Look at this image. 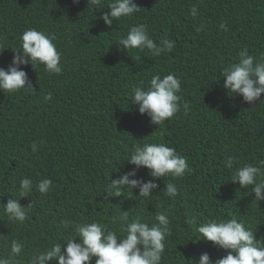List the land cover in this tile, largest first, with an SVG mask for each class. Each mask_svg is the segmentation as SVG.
Masks as SVG:
<instances>
[{
	"label": "trees",
	"instance_id": "1",
	"mask_svg": "<svg viewBox=\"0 0 264 264\" xmlns=\"http://www.w3.org/2000/svg\"><path fill=\"white\" fill-rule=\"evenodd\" d=\"M111 2L0 0V67L7 69L23 31L36 28L55 35L63 69L50 74L40 64L21 65L33 88L0 90V257L30 264L53 244L66 247L62 239L76 238L74 223L97 221L119 236L121 223L113 218L123 211L150 224L167 211L170 233L161 264H196L204 252L213 261L227 255L211 241H196L190 219L200 224L235 216L264 238V201L254 200L252 186L229 181L232 172L224 166L229 157L233 169L264 161V93L246 102L228 93L220 76L244 48L256 59L264 56V0H135L140 11L109 26L101 17ZM140 24L157 43L175 41L172 51L153 57L147 50H121L117 39ZM168 73L180 79V103L189 109L181 107L158 126L130 97L133 86L147 88L152 76ZM152 142L174 147L191 170L153 178L147 168L137 169L130 179L159 185L150 198L138 196V188H125L119 197L103 193L135 168L126 160L134 146ZM25 177L34 186L20 202L31 207L24 223H13L3 204L20 199ZM45 178L52 188L41 194L35 182ZM167 183L176 185L174 197L164 195ZM12 240L23 245L19 254L11 253Z\"/></svg>",
	"mask_w": 264,
	"mask_h": 264
},
{
	"label": "clouds",
	"instance_id": "2",
	"mask_svg": "<svg viewBox=\"0 0 264 264\" xmlns=\"http://www.w3.org/2000/svg\"><path fill=\"white\" fill-rule=\"evenodd\" d=\"M100 0H88V4L97 5ZM110 12H105L101 17L111 26L115 20L127 17L140 11V6L135 0H112L108 5ZM191 14L195 16L197 9L193 7ZM221 28L225 25L221 23ZM226 30V29H225ZM19 48H12L15 55L7 69L0 67V90L6 92H18L21 89L33 88L27 72L21 65H43L45 71L50 74L62 72L61 53L54 43V34L46 33L36 28L23 31L20 36ZM121 50L139 49L147 50L151 56L158 57L163 53L171 52L175 41L162 39L159 43L153 40L145 25H133L126 35L120 36L115 42ZM224 79L223 87L228 93L241 95L243 100L252 103L264 93V56L256 59L249 54L248 49L240 50L238 61L224 67L220 73ZM181 81L175 73H168L161 77L152 76L147 88L133 86L130 99L136 105L141 114H147L154 125H162L171 119L181 107L185 112L189 104L180 103ZM50 100L51 96L45 97ZM32 151L37 150V145L32 144ZM135 165L131 171L119 179L111 180L105 185L103 193L108 196L119 197L123 189H139L138 196L150 198L153 190L159 185L150 179L147 182L143 178L130 179L137 174V169L145 167L153 178H164L171 175L174 178L183 177L190 171L187 158L176 152L174 147L166 143H144L142 146H134L128 159ZM226 168L231 170L229 181L239 184L246 189L252 186L251 192L255 194L254 200L264 201V161L259 165L246 163L233 169V158L225 161ZM34 182L25 177L20 180L19 197L11 198L4 205V214L8 221L22 224L28 218L30 203L27 206L21 204V199L30 196ZM35 188L41 194H46L52 188L50 178L35 182ZM166 197L177 195V187L174 183H167L163 188ZM121 223L123 234L110 230L108 225L92 221L72 224L76 238L62 239L66 241V247L60 242L55 243L49 250L34 255L30 264H49L50 261H58V264H91L95 257V264H161L165 251V239L170 233V218L167 211L157 212L155 221L149 223L139 215L130 219L128 211H123L113 218V222ZM194 225V231L199 235L196 241L204 239L211 241L216 246L228 250L227 255L215 261L209 253L200 254L196 264H264V238H257L251 228L235 216L231 219H210L207 222L196 224L194 220L188 221ZM67 228L68 221H61ZM79 238V242H77ZM23 245L16 240L11 241V253L19 254ZM63 248V251H62ZM0 264H11L10 259L0 257Z\"/></svg>",
	"mask_w": 264,
	"mask_h": 264
}]
</instances>
